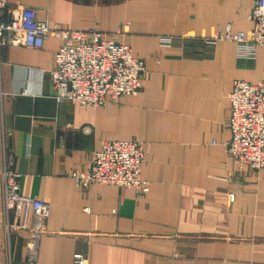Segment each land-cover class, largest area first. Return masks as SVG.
I'll return each instance as SVG.
<instances>
[{"label": "crops", "instance_id": "0c3cea01", "mask_svg": "<svg viewBox=\"0 0 264 264\" xmlns=\"http://www.w3.org/2000/svg\"><path fill=\"white\" fill-rule=\"evenodd\" d=\"M253 0H7L50 29H95L144 62L142 86L107 104L58 101L49 70L61 40L41 48L0 47V172L3 154L22 194L48 203L38 237L41 264H264V168L226 152L234 80L264 78V47L237 57L212 36L230 24L249 32ZM136 140L148 191L113 184L76 186L104 141ZM0 176V264H21L27 230L7 242ZM18 222V219H17ZM30 222V220H29Z\"/></svg>", "mask_w": 264, "mask_h": 264}, {"label": "built area", "instance_id": "2783aa9c", "mask_svg": "<svg viewBox=\"0 0 264 264\" xmlns=\"http://www.w3.org/2000/svg\"><path fill=\"white\" fill-rule=\"evenodd\" d=\"M6 6L7 0H0V47L41 48L48 33L60 38L49 70L58 101L96 107L140 90L144 62L132 55L130 46L117 41L116 34L95 29H50L37 19L34 8L22 6L4 16ZM249 19L253 24L249 32H233L226 24L212 39L233 41L238 58L252 59L256 48L264 47V0H253ZM228 101V156L235 164L264 168V78L256 82L234 80ZM143 152L140 141H104L93 152L89 166L75 168L70 175L76 186L113 184L133 188L138 196H143L148 191V183L140 176ZM0 176L6 240L9 242L14 228L27 230V256L21 264H41L36 249L49 215L48 203L20 192L19 174L5 154ZM73 263L87 264V259L79 255Z\"/></svg>", "mask_w": 264, "mask_h": 264}]
</instances>
